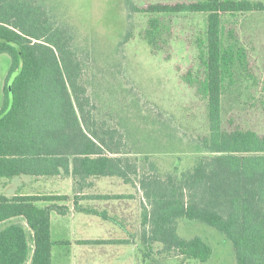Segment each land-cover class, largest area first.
I'll return each mask as SVG.
<instances>
[{"label":"trees","instance_id":"trees-1","mask_svg":"<svg viewBox=\"0 0 264 264\" xmlns=\"http://www.w3.org/2000/svg\"><path fill=\"white\" fill-rule=\"evenodd\" d=\"M133 10L149 15L144 38L154 50L168 45L173 18L204 17L200 68L189 84L204 97L208 134L188 142L183 133L169 135L172 118L154 104H136L137 87L105 67L102 51L54 0H0V55L13 75L0 116V180L72 178L75 211L102 217L79 205L82 194L96 179L118 178L142 192L141 239L150 253L159 245L163 254L207 264L210 240L184 230L198 223L231 243L236 264H264V134L231 130L222 118L223 97L249 63L225 18L264 13V2L172 1ZM124 111L134 123H124ZM70 200L0 195V264H52L51 215H67Z\"/></svg>","mask_w":264,"mask_h":264},{"label":"rangeland","instance_id":"rangeland-1","mask_svg":"<svg viewBox=\"0 0 264 264\" xmlns=\"http://www.w3.org/2000/svg\"><path fill=\"white\" fill-rule=\"evenodd\" d=\"M54 1L62 13L81 29L83 39L102 51L99 55L106 58L105 67L113 68L112 74L124 73L125 81L132 82L137 87L142 97H139L136 104L144 105L143 101H146L147 105L154 104L172 118L173 122L167 123L169 135L183 133L187 136L185 141L188 142L191 138L193 140L197 138V135L208 134L204 97L196 85L189 84L192 79L196 81L197 70L200 68L198 41L205 27L204 17L200 14H184L173 18L170 32L166 30L169 34L165 32V38L169 40L168 45L163 46L165 47L163 49L154 50L144 38L149 15L133 9L144 7L148 3L175 0ZM225 19L227 30L234 29L242 45L247 49L249 63L240 71L241 74H237L236 87L226 92L223 97V122L231 130L238 127L249 128L263 135L264 13L248 14L238 18L227 16ZM3 61L4 57H1L0 62ZM0 66V79L6 74L8 79L9 64L7 63V72H2V64ZM190 72L193 77L187 75ZM0 88L2 89L1 80ZM127 99L128 106L131 104L133 107L134 99L125 98L123 101L127 103ZM125 111L122 114L125 118L124 123L126 125L134 123L127 119ZM145 136L147 137L146 133ZM157 137L159 134L154 132L152 139L158 140ZM109 180L116 183L108 184L107 179L101 180L100 186L93 192L117 194L115 197L124 194L123 197H129L130 200L121 199L124 203L131 202L128 217L120 216L122 207L117 203L115 210L119 220H108L104 213L105 217L103 215L99 220L88 223L89 227L85 231L77 223L70 228L75 227L73 230L75 233L59 231L57 226L66 227L65 225L71 223L55 222L52 236L53 264H198L184 260L177 256L178 253L163 254L159 245L153 246L150 253L149 247L141 239L142 204L146 202L142 198L139 186L127 185L121 179ZM3 182L5 180H0V195L7 196ZM16 183L18 185V182ZM28 189L27 186V191ZM109 214L112 215L111 212ZM117 221L121 223L118 225ZM186 224L183 225L187 226ZM184 230L190 234L204 235L210 240L214 256L207 264H236L231 243L214 229L193 223V226L188 229L185 227ZM74 234L97 240L94 244H85L87 246L83 248L74 244L58 243V239L65 235L66 239H72ZM120 239L130 240L131 243L118 245L116 241ZM75 256L77 262L73 263Z\"/></svg>","mask_w":264,"mask_h":264},{"label":"crops","instance_id":"crops-1","mask_svg":"<svg viewBox=\"0 0 264 264\" xmlns=\"http://www.w3.org/2000/svg\"><path fill=\"white\" fill-rule=\"evenodd\" d=\"M104 179L108 180V181H106L108 184H115L116 181L109 180V179H118V178H102V179L94 180V187L90 190H87L86 192H84L82 194V196L84 198H82L80 200L79 205L84 206V207H88L91 209H95L99 213H102V214L105 213L108 220H110V219L113 220V219H118V216H117L116 210H115V207L117 206V203H118L122 207V209L120 210V216L124 215L127 218L129 207H131V202L126 201V203H124L121 199L127 198L130 200L129 197H123L124 194H120L121 198H119V199H115V198H110V199L101 198L100 199V198H93L92 197V196H112V197H115V195H117V194H105V193H98V192L94 193L93 192V191H96L98 189V187L100 186L99 185L100 181L104 180ZM16 182H18V185ZM3 183H4L3 185H4L5 189H7V196L8 197L17 196V195H21V196L22 195H66V196L71 197L70 201H68L67 203H63V205H66L69 208L67 215L60 216V215H57L56 213H53L51 215V235L52 236H53V228H54L55 222H59V223H63V224L71 223L70 225H65L66 227L57 226V228L59 231H67L68 233L69 232L75 233V232H73L75 227L74 228L72 227V229H70V228H71V226H74L76 223L80 224L79 227L82 228L83 231H85L89 227L88 223L93 222L94 220L97 221V220H99V218H101V216H98V215H87V214L79 213V212L75 211V201H74V199H72V197L75 194L74 182H73L72 178H61V177H39V178H36V177H27L26 176L23 178H16L13 180H7V181L5 180V182H3ZM13 184H14V187H13ZM27 186L29 187L28 191H27ZM87 197H91V198H87ZM111 203H113V204H111ZM110 204H111V206L108 207V205H110ZM109 212H111L112 215H110ZM117 222H118V225L121 223V221H117ZM67 235H65L62 239H58V243H69V244H72V245L74 244L75 246H80L81 248H83L87 245L81 244L82 242H90V241L95 242L97 240V239H93L91 237L89 238L87 236L79 237L77 234H74V238H72V239H66ZM116 242L118 245L131 243L130 240H125V239H120V240H117ZM73 259H74L73 263L77 262L76 256ZM52 264H53V253H52Z\"/></svg>","mask_w":264,"mask_h":264},{"label":"flooded vegetation","instance_id":"flooded-vegetation-1","mask_svg":"<svg viewBox=\"0 0 264 264\" xmlns=\"http://www.w3.org/2000/svg\"><path fill=\"white\" fill-rule=\"evenodd\" d=\"M1 57H4V64L0 62V65L2 64V72H7V55H0V58ZM12 78L13 75H10L9 73L8 79L7 74L4 78L0 79L2 83V89L0 88V116H2V110L7 108V85L9 86V80H11Z\"/></svg>","mask_w":264,"mask_h":264}]
</instances>
